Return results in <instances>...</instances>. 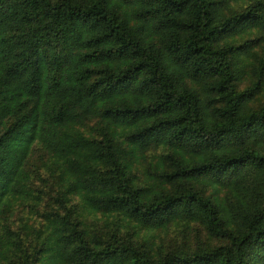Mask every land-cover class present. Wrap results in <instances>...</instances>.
Masks as SVG:
<instances>
[{
    "label": "trees",
    "instance_id": "16d2710c",
    "mask_svg": "<svg viewBox=\"0 0 264 264\" xmlns=\"http://www.w3.org/2000/svg\"><path fill=\"white\" fill-rule=\"evenodd\" d=\"M0 264H264V0H0Z\"/></svg>",
    "mask_w": 264,
    "mask_h": 264
},
{
    "label": "rangeland",
    "instance_id": "374dc122",
    "mask_svg": "<svg viewBox=\"0 0 264 264\" xmlns=\"http://www.w3.org/2000/svg\"><path fill=\"white\" fill-rule=\"evenodd\" d=\"M261 34L258 33V32H254L253 33V36L254 37H259ZM240 39V38H238ZM243 39H241L242 41ZM111 220H109L110 222ZM90 225L92 228H97L99 226H104L105 224V219H100V221H98L97 219L93 218V217H90ZM183 224H172L169 229L163 231V230H158L157 233H156V238H155V241L156 242H160L161 240H167L171 237H181V230H183ZM144 233V232H142Z\"/></svg>",
    "mask_w": 264,
    "mask_h": 264
}]
</instances>
